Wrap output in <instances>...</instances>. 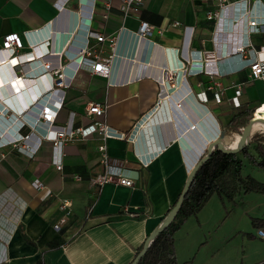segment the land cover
I'll list each match as a JSON object with an SVG mask.
<instances>
[{
  "label": "crops",
  "instance_id": "0c3cea01",
  "mask_svg": "<svg viewBox=\"0 0 264 264\" xmlns=\"http://www.w3.org/2000/svg\"><path fill=\"white\" fill-rule=\"evenodd\" d=\"M242 1L145 0L139 13L127 17L121 0H0V50L8 36L18 35L23 45L19 54L27 53L31 48L25 33L50 26L52 48L61 50V43H69L64 58L68 64L87 37L91 47L107 49L111 55L109 41L98 43L94 35L109 40L121 33L111 78L82 69L69 89L57 91L44 102L56 111L64 97L55 127L79 129L100 121L128 137L105 141L95 133L85 139L67 140L62 151L43 139L35 155L19 147L1 146L0 264L133 263L177 203L199 154L218 134L225 136L224 146L232 147L244 131L238 129L239 119L235 120L240 110H256L264 104V80L252 79L249 65L264 62V33L245 34L244 23L235 20L241 7L228 8L221 20L208 18L223 4ZM262 12L264 7L257 3L254 15ZM73 13L80 15V21ZM77 20V31L70 38L68 33L75 29ZM143 22L154 28L150 41L136 37ZM241 44H248L244 54L237 50ZM178 61L193 68V73H179L175 88L170 85L168 95L160 97L163 70ZM7 62L0 59L1 66ZM12 64L7 63V68ZM73 67L66 73L73 74ZM44 77L38 81L39 88L42 82L49 83L50 75ZM19 85L22 92L26 91L24 83ZM238 85H243L239 106ZM14 90L12 85L5 86L0 93L17 104ZM189 94L192 104L208 112V117L193 120V111L184 106L178 109L182 101L187 104ZM171 96L172 102L167 100L164 108L160 104L161 112L158 108L154 114L158 101ZM6 104L0 99V107ZM91 104L100 105L105 116H89ZM150 112L157 114L158 122L155 117L154 123L138 126ZM26 119L35 125L32 114ZM12 124L13 117L1 116L0 139ZM32 125L21 131L30 135L31 147L46 130L40 125L32 135ZM135 128L138 134L133 141L129 137ZM255 133L264 134V129L253 131L251 137ZM104 143L110 158L109 173L131 179L133 187L92 183L105 171L99 152ZM158 143L169 146L144 167L136 148L151 157ZM60 156L61 170L56 167ZM248 165L252 164L244 160V169ZM252 168L261 170L254 165ZM254 176L264 182L260 175ZM35 181L43 188L36 189ZM247 220L251 229L244 227ZM254 220H264V193L240 194L232 201L213 197L176 233L178 264H264V239L258 235L264 225L254 224ZM234 241L248 245L258 242L261 248L234 255Z\"/></svg>",
  "mask_w": 264,
  "mask_h": 264
},
{
  "label": "built area",
  "instance_id": "2783aa9c",
  "mask_svg": "<svg viewBox=\"0 0 264 264\" xmlns=\"http://www.w3.org/2000/svg\"><path fill=\"white\" fill-rule=\"evenodd\" d=\"M144 1L145 0H121V9L127 17L133 14H137L141 10ZM257 3L259 5H262V7H264V2L261 0H244L240 3H234L232 5L223 4L218 11L210 13L208 18L210 20H214V19L221 20L223 19L225 12L228 11V8L232 7V9L235 8V10H237L238 7H241L236 15L238 17L235 20L244 23L245 34L251 35V34L264 33V12H262L260 16L254 15V7ZM73 14L79 19L80 16L79 14H75V13ZM79 21L77 20L75 29L72 30L71 34L68 33L70 38L75 35ZM153 33H154V28L149 23L143 22L141 23L136 33V37L140 41L143 40L150 41V37L153 35ZM120 36L121 33L117 37L107 40L103 35H94L98 43H104L106 41H109L108 49L110 50V53H112L111 55L108 54L107 49L103 51V49L98 50L91 47L90 40L87 37L85 45H83L77 50L76 57L74 59H71V61L68 64L64 63L65 55L67 56L66 48L67 45H69L68 42H65V44L61 43L62 46L61 50L52 48V52L50 53V47L52 43L51 41L52 30L50 26L49 29L47 27H44L37 31L25 33V37L31 48L30 51L27 53L19 54L20 51L23 49V45L18 35L8 36L4 43V48L0 50V59L1 61H4V63L6 59L8 61L7 62L8 64H10V62H12L13 64L12 66H10L11 67L10 69L7 68V63L5 65L2 64V66L0 65V67H3L1 71L2 83L0 85L1 86L0 88L4 89L5 86L7 87L11 85L14 86L16 90H14L12 93L13 95H15L16 101L18 103L17 104L12 103L11 101L15 99H12V97L9 98L7 96L3 97V95L0 93V99L3 102H7L6 105H2L3 107L2 106L0 107V118L1 116L7 118L13 117V124L11 125V128H8L6 131H4L1 136L0 147L3 145L19 147V150L21 151L25 150L35 155L39 147L41 146L43 139L52 141L54 148L56 150L60 149L62 151V148L67 140L74 139L77 137L85 139L92 136L95 133L100 134L105 141L113 138L115 139L128 138L126 137L125 134L119 133L118 131L107 126L104 122H100V121H94L87 127H81L79 129H71V128L69 129L68 127H55L57 111L61 109L64 103V97L63 96L61 97V101L57 105L58 108L56 109V111L49 105V103L46 104L44 102L45 98L46 99L49 97L51 98L54 95V93H56L57 91L60 92L63 91V89H69L72 86L73 81L75 80L78 72L82 69H87L93 75H99L104 78H111L114 62L117 57L116 49L118 45V39ZM63 44L65 45L64 47ZM247 48H248V44H243V45L241 44V46L237 50L239 53L244 54ZM165 52L167 53V50L164 49L163 53L165 54ZM72 65L74 66L73 67L74 72L73 74L69 75L66 73V70ZM249 65L251 69V78L264 80V62L253 61L250 62ZM192 67H194V65ZM191 69L193 68L191 67L189 68L185 63L179 61L174 66L166 65L165 69L163 70L161 92L159 94L160 97H162L164 93L168 95L167 88L170 89L171 88L170 85L172 86V88H175L176 79H177L176 76L179 73L184 72L185 74L186 73L191 74L192 71ZM17 70L18 72L21 73V76H19ZM45 75H50L49 83L42 82L43 86L39 88L40 82L38 81H40V79H42L43 81ZM184 80L186 81V77ZM20 82L25 84V86L27 87L26 91L24 92L21 91L19 85ZM242 91H243V85H238L236 90V102H237L236 105L238 106H239L238 99L241 97ZM171 98L172 97H169L168 99L171 100ZM187 98L186 101L187 103L189 102L190 107L185 104L186 109L187 111L190 112L193 111L192 113L193 116L195 117L193 118V120L200 118L203 119V116L208 117L209 115L208 112H205L200 108L198 109L197 106L195 107L192 104L193 101L192 98L190 97V94L187 96ZM164 101L165 100L161 101V99L158 101L157 105L154 107L153 110L154 114L156 110H158L160 104H162V107L164 108L163 105ZM182 102L180 103L179 106L180 109L183 106ZM263 107L264 104L261 105V107L257 108L253 116L261 118L262 115L264 114L261 111ZM153 113H151V115L147 114L146 116H144L143 119L139 121L138 126L140 125V127H142L146 122L147 125H150V123H154L155 117L158 122L157 114L154 115ZM29 114L33 115L34 118L33 122L35 123L36 126L32 125L31 122L28 119H26L27 115ZM88 115L101 118L105 116V110L98 104H91L88 109ZM187 115L190 116L189 114ZM181 123L183 122L181 121ZM43 124L46 126L45 127L46 130L43 134V137L42 138L37 137L38 144L36 146L31 147L28 144L30 135L25 136L21 133V131L25 128H29V126L32 125L31 134L35 135V133L38 132L37 127ZM183 124H181V126ZM15 127H17L16 131H14ZM193 128H195V126ZM138 131H140V129H138ZM135 132H136V128L134 134L132 133L129 139L132 138L134 139L133 141H136L135 139L137 138L136 136L138 132H136V134ZM219 137L220 134H218L217 138ZM21 143L22 146H20ZM168 146L169 144L164 145V143L161 144L158 143L157 148L155 147L156 153H154V155L151 157L145 156L142 148L140 150L136 148V155L140 163L144 167H148L149 164L152 162V159L156 158V156H158L164 150H166ZM99 152L101 154V163L105 167V171L97 175L95 178H93L92 183L99 187H103L109 183L126 186V187H133L134 182L131 179L127 177H123L122 175H111L109 173L108 166H109L110 158L108 154V147L105 143L99 147ZM56 167L59 170L62 169L63 167L62 156H60V159L56 162ZM33 186L36 189L43 188L42 183H40L39 181H35L33 183ZM138 216H139L138 214H132V217H138ZM258 235L262 239H264V230L260 229Z\"/></svg>",
  "mask_w": 264,
  "mask_h": 264
},
{
  "label": "trees",
  "instance_id": "16d2710c",
  "mask_svg": "<svg viewBox=\"0 0 264 264\" xmlns=\"http://www.w3.org/2000/svg\"><path fill=\"white\" fill-rule=\"evenodd\" d=\"M240 111L235 120L239 119L238 129H245L255 110ZM246 159L264 170V134L255 133L250 144L238 154H226L218 149L213 151L210 158L198 169L178 216L154 240L139 264H178L175 249L176 233L213 197L218 196L232 201L240 194L264 193V182L243 174ZM254 224L264 225V220H254Z\"/></svg>",
  "mask_w": 264,
  "mask_h": 264
},
{
  "label": "water",
  "instance_id": "95a60500",
  "mask_svg": "<svg viewBox=\"0 0 264 264\" xmlns=\"http://www.w3.org/2000/svg\"><path fill=\"white\" fill-rule=\"evenodd\" d=\"M3 67H0V77H1V71ZM184 108L186 105L182 104ZM189 114V113H188ZM262 123L264 124V119L258 118L256 116H253V118L249 121L248 126L244 129L242 132L241 137L237 140V146L236 147H226L224 146V136H220L213 142L209 143L206 147L205 150L199 154L198 160L195 163L194 167L191 168L187 183L177 201L176 206L171 210V212L167 215V217L164 219L163 223L160 225V227L152 233L148 239L146 240L143 249L141 252L137 255L135 260L133 261L132 264H139L144 255L146 254L147 250L150 248L151 244L154 242V240L159 236L161 232L166 230L176 219L178 216L182 205L184 203L185 197L187 196L192 183L194 181L195 175L200 168V166L205 163L210 156L212 155L213 151L218 149L226 154H238L240 153L244 148H246L251 141V134L254 131V126L256 123ZM207 144V143H206Z\"/></svg>",
  "mask_w": 264,
  "mask_h": 264
},
{
  "label": "rangeland",
  "instance_id": "374dc122",
  "mask_svg": "<svg viewBox=\"0 0 264 264\" xmlns=\"http://www.w3.org/2000/svg\"><path fill=\"white\" fill-rule=\"evenodd\" d=\"M187 106L190 107V105H188V103H187ZM244 174H251L253 177H255L254 175H256V176L260 175L262 178H264V172L261 171V170H258V169H253L252 165H248L247 167H245ZM250 225H251L250 221H248V220L245 221V226L244 227L246 229H249V228L251 229ZM234 242H235V246H236L235 249L233 250L234 255L243 254L244 251H245V253L246 252H250L251 250H254L255 248H257V249L261 248L259 243L258 242H254V241H251V243H249V245L248 244H243V243H236V241H234ZM248 254H251V252L248 253Z\"/></svg>",
  "mask_w": 264,
  "mask_h": 264
},
{
  "label": "bare ground",
  "instance_id": "6f19581e",
  "mask_svg": "<svg viewBox=\"0 0 264 264\" xmlns=\"http://www.w3.org/2000/svg\"><path fill=\"white\" fill-rule=\"evenodd\" d=\"M172 98H171V100H173L174 99V97L173 96H171ZM167 100L169 101V99H166L165 101H164V104L166 103L167 104ZM172 102V101H171ZM163 104V105H164ZM178 108H179V104H178ZM159 110H160V112H161V110H162V108L160 109L159 108ZM262 113H264V107L262 108ZM262 119H264V114L262 115V117H261ZM258 129H264V124H262V123H256L255 124V126H254V131L255 130H258ZM238 140V139H237ZM237 140H236V142L235 143H233L232 144V147H236L237 146Z\"/></svg>",
  "mask_w": 264,
  "mask_h": 264
},
{
  "label": "clouds",
  "instance_id": "9594fccd",
  "mask_svg": "<svg viewBox=\"0 0 264 264\" xmlns=\"http://www.w3.org/2000/svg\"><path fill=\"white\" fill-rule=\"evenodd\" d=\"M51 39H52V37H51ZM52 41V40H51ZM52 52V46L50 47V53Z\"/></svg>",
  "mask_w": 264,
  "mask_h": 264
}]
</instances>
